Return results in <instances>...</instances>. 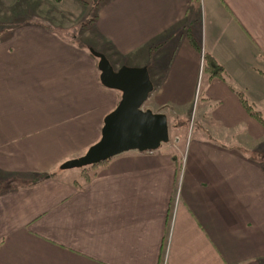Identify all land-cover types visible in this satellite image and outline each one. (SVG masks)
I'll return each instance as SVG.
<instances>
[{
	"label": "crops",
	"instance_id": "0c3cea01",
	"mask_svg": "<svg viewBox=\"0 0 264 264\" xmlns=\"http://www.w3.org/2000/svg\"><path fill=\"white\" fill-rule=\"evenodd\" d=\"M94 12L89 45L33 21L0 35V264H264V166L233 139L264 133L236 95L264 112V0H99ZM86 46L114 70L147 68L169 134L211 56L224 76L204 74L199 116L220 137L191 139L184 174L162 145L90 175L60 170L120 98Z\"/></svg>",
	"mask_w": 264,
	"mask_h": 264
},
{
	"label": "rangeland",
	"instance_id": "374dc122",
	"mask_svg": "<svg viewBox=\"0 0 264 264\" xmlns=\"http://www.w3.org/2000/svg\"><path fill=\"white\" fill-rule=\"evenodd\" d=\"M98 1L99 0H0V35L3 37L5 36L4 33L8 30L14 29L21 24L25 25L27 22L24 21H33L36 24H41L44 27H49L58 31L76 44L89 45L93 42L90 37L92 35L89 34L91 32L87 30H89L88 26L92 23ZM92 47L94 46L92 45ZM86 48L88 50V48L91 47L86 46ZM201 66L202 67L198 70L196 92L193 101L191 104L182 106V114L187 115V118L180 127H177V131H174V126L170 125L168 141L161 144V148L167 150L168 153L176 154L178 158L179 174H184L186 171L189 143L192 138L202 135L199 131L203 132L202 129H207V132H203L207 137L209 135L215 137V139L220 137L219 133L216 131V125L212 123L207 124L208 119L203 115L199 116V109L202 105V102L199 101V96L202 79L204 74H206L203 71V62ZM154 94L153 88L142 108L150 109L153 112H160L164 110V108L154 105ZM187 111H189L188 114ZM261 115L262 118H264V112L261 113ZM208 127H211L214 133L210 131ZM227 138L228 136H225V139ZM246 138L247 137L243 134L233 137L234 143L242 147V151L246 155L253 157L264 166V133L262 134V138L258 141L246 140ZM92 168L94 167H88L77 171L76 169H68L65 170V172L77 177L81 170L88 175L92 174ZM177 195L175 194V203H177Z\"/></svg>",
	"mask_w": 264,
	"mask_h": 264
},
{
	"label": "water",
	"instance_id": "95a60500",
	"mask_svg": "<svg viewBox=\"0 0 264 264\" xmlns=\"http://www.w3.org/2000/svg\"><path fill=\"white\" fill-rule=\"evenodd\" d=\"M88 51L97 59L100 83L117 90L120 98L104 116L99 139L81 156L60 164V170L94 166L130 150L151 152L168 141L165 114L142 108L153 90L147 68L121 66L114 70L103 54L92 48Z\"/></svg>",
	"mask_w": 264,
	"mask_h": 264
},
{
	"label": "trees",
	"instance_id": "16d2710c",
	"mask_svg": "<svg viewBox=\"0 0 264 264\" xmlns=\"http://www.w3.org/2000/svg\"><path fill=\"white\" fill-rule=\"evenodd\" d=\"M203 71L208 74L210 77L223 78L224 71L222 67L209 55H203ZM236 95L240 101L242 107L246 110V112L255 119L258 123L264 126V118L259 111L255 110L252 104L248 103L245 99L244 95L241 92H236ZM95 166V165H94ZM92 167V166H88ZM85 167V168H88ZM84 169V168H81Z\"/></svg>",
	"mask_w": 264,
	"mask_h": 264
},
{
	"label": "built area",
	"instance_id": "2783aa9c",
	"mask_svg": "<svg viewBox=\"0 0 264 264\" xmlns=\"http://www.w3.org/2000/svg\"><path fill=\"white\" fill-rule=\"evenodd\" d=\"M202 61H203V60H202V55H201V60H200V67H202V66H201V65H202Z\"/></svg>",
	"mask_w": 264,
	"mask_h": 264
}]
</instances>
